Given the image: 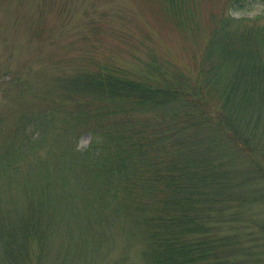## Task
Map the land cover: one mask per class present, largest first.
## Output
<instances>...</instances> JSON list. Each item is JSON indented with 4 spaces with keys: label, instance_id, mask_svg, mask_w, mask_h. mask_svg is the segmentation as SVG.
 <instances>
[{
    "label": "trees",
    "instance_id": "trees-1",
    "mask_svg": "<svg viewBox=\"0 0 264 264\" xmlns=\"http://www.w3.org/2000/svg\"><path fill=\"white\" fill-rule=\"evenodd\" d=\"M134 2L133 65H0V264H264V0Z\"/></svg>",
    "mask_w": 264,
    "mask_h": 264
},
{
    "label": "rangeland",
    "instance_id": "rangeland-1",
    "mask_svg": "<svg viewBox=\"0 0 264 264\" xmlns=\"http://www.w3.org/2000/svg\"><path fill=\"white\" fill-rule=\"evenodd\" d=\"M224 2L219 0L218 7ZM258 11L254 6L232 15L251 18ZM142 22L134 0H0V65L14 72L25 67L53 71L56 61L65 65L63 61L79 59L82 53L112 55L133 65L140 55ZM88 140L83 134L79 147L85 148ZM253 212L264 220V207ZM127 264L143 263L132 252Z\"/></svg>",
    "mask_w": 264,
    "mask_h": 264
}]
</instances>
